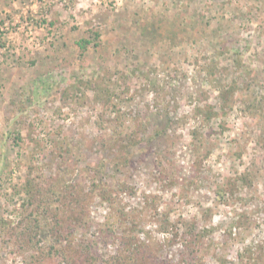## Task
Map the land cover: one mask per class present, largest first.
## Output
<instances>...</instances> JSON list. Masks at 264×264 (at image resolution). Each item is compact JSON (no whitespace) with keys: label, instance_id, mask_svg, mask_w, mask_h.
Listing matches in <instances>:
<instances>
[{"label":"rangeland","instance_id":"374dc122","mask_svg":"<svg viewBox=\"0 0 264 264\" xmlns=\"http://www.w3.org/2000/svg\"><path fill=\"white\" fill-rule=\"evenodd\" d=\"M83 236L264 264V0H0V264Z\"/></svg>","mask_w":264,"mask_h":264},{"label":"trees","instance_id":"16d2710c","mask_svg":"<svg viewBox=\"0 0 264 264\" xmlns=\"http://www.w3.org/2000/svg\"><path fill=\"white\" fill-rule=\"evenodd\" d=\"M78 43H79L78 45L81 48H84L86 46V44L89 43V40L80 39L78 41ZM99 181H100V178H99V180H98V178H96V183H98ZM95 185H97V184H95ZM46 221H44V222L46 223ZM63 221H61V222H63ZM105 223L107 224V222H105ZM65 224H66V220L62 226H64ZM110 231L112 232V230L109 229L106 225L104 228V232L107 233ZM76 239L77 238H74V242L76 245V249H75L76 251H74V248L72 249V251L74 252L73 258L74 257L75 258L73 259V261H71V264L72 263L75 264V261L78 264H84V262H85V264H91L92 263L91 261L96 262V264L97 263L98 264H142V263L150 264L149 262L151 260H153V258H150V249L149 248L151 247V245L149 244V242L147 240L146 241L142 240V239L141 240H137V239L135 240L131 236H122V237H120L119 242H121V246H123L125 248L123 250V253L120 250H115V253L108 254L106 256L101 257L99 255L96 256L95 252H93V250H91L92 242L90 243L89 239L87 237L83 236L81 239H78L77 241H76ZM68 245H69V247L71 246V241H69L67 243V246ZM58 246L62 247L60 245V243ZM49 249H50V253H52L54 256L57 254L60 255L61 254L60 251H63L62 248L58 249V247L55 245V243H50ZM77 252H80V253L82 252V256H80V258L78 257V255H76ZM128 253L130 254V256L126 255ZM70 257L71 256H67L66 258L64 257L60 264H70L69 263ZM76 257H78V259ZM85 257L86 258L89 257L90 258L89 261H87L88 258L86 259ZM148 259H150V260H148ZM156 262H155V264H158L157 260H156Z\"/></svg>","mask_w":264,"mask_h":264}]
</instances>
